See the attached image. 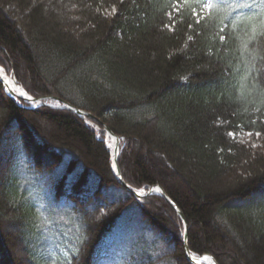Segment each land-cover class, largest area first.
Instances as JSON below:
<instances>
[{
	"label": "trees",
	"instance_id": "obj_1",
	"mask_svg": "<svg viewBox=\"0 0 264 264\" xmlns=\"http://www.w3.org/2000/svg\"><path fill=\"white\" fill-rule=\"evenodd\" d=\"M214 4L0 0V65L107 123L191 252L264 264V0ZM0 264L195 263L100 122L0 80Z\"/></svg>",
	"mask_w": 264,
	"mask_h": 264
},
{
	"label": "water",
	"instance_id": "obj_2",
	"mask_svg": "<svg viewBox=\"0 0 264 264\" xmlns=\"http://www.w3.org/2000/svg\"><path fill=\"white\" fill-rule=\"evenodd\" d=\"M13 77H14V80L16 82H18L17 78L15 76H13ZM0 80L6 86L5 79L0 76ZM9 94L12 96L18 95V96L24 97L25 99H28L30 101L35 102L36 105H49V106H55V107H61V108H69L81 116H87L93 120L100 122L103 125L104 129L106 130L107 135H111L115 139V148H114V152H112L113 153L112 166H113V170H114L119 182L124 187L129 189L135 196H138V197L139 196H147V195L154 194V193L161 194V195L165 196L176 207L177 213L184 223V228H185V231H184V240L185 241H184V243H185L187 256L189 257V259H191L195 264H203L202 261H203L204 257L210 256L211 258H213L215 260L216 264H219L217 262V260L214 258V256L209 254V253H205L203 255H197V254H194L193 252H191V250L189 248V243H188V223H187L186 216L183 213V211L179 207H177L176 204L171 200V198L167 195V193L164 191V189L162 188L161 185L157 184V185H154L148 189H136V188H133L129 183H127V181L124 179V177L121 173V169H120L119 164H118V158H119V154H120V137L117 133H115L113 131V129L107 123L102 121L97 116L93 115L91 112H89L85 109H82L80 107H77L73 103H71L65 99H62L60 97H55V99L57 101H59L60 104L54 105V104H51L50 102L46 101V99L53 98V96L35 97V96L31 95L29 92H28V94H24V95H21L19 93H16V94L15 93H9ZM115 165H116V167H115Z\"/></svg>",
	"mask_w": 264,
	"mask_h": 264
},
{
	"label": "bare ground",
	"instance_id": "obj_3",
	"mask_svg": "<svg viewBox=\"0 0 264 264\" xmlns=\"http://www.w3.org/2000/svg\"><path fill=\"white\" fill-rule=\"evenodd\" d=\"M0 76L5 79L6 82V89L9 93H19L21 95L28 94V91L25 89L24 86L19 84L14 80V77L12 75H9L6 70L2 67H0ZM107 143L109 148L111 149L112 152H114V147H115V139L111 136L108 135L107 137ZM116 167V165H115ZM206 262L205 264H216L215 260L211 258L210 256H205L202 263Z\"/></svg>",
	"mask_w": 264,
	"mask_h": 264
},
{
	"label": "snow or ice",
	"instance_id": "obj_4",
	"mask_svg": "<svg viewBox=\"0 0 264 264\" xmlns=\"http://www.w3.org/2000/svg\"><path fill=\"white\" fill-rule=\"evenodd\" d=\"M185 3H188L189 0H184ZM196 2L198 4H200V7H201V12H194V14L197 16V17H200L201 14L204 12V11H208L210 12L211 9L215 6L214 4V0H196ZM215 2H219V0H215ZM178 10V9H177ZM197 23H199V19H197ZM260 27L261 29H264V19H262L260 21ZM256 31V28H253V32ZM261 35H264V31H261L260 33ZM223 38V37H221ZM189 39H191V37H189ZM229 135H234L233 133H229ZM248 135H251V133H248ZM257 135H259V133H257Z\"/></svg>",
	"mask_w": 264,
	"mask_h": 264
},
{
	"label": "rangeland",
	"instance_id": "obj_5",
	"mask_svg": "<svg viewBox=\"0 0 264 264\" xmlns=\"http://www.w3.org/2000/svg\"><path fill=\"white\" fill-rule=\"evenodd\" d=\"M2 68H4L5 70H6V72L8 73V74H10V75H14L11 71H8L5 67H3L2 65H0ZM16 77V76H15ZM18 83L19 84H21L19 81H18ZM22 86H23V84H21ZM7 90V89H6ZM8 92V91H7ZM15 97H17L16 95H14ZM47 100V102H50V103H52V104H55L54 103V101L52 102V99H46ZM33 104H34V102H33ZM44 123V122H43ZM42 127L44 126V124L43 125H41ZM96 127H99L98 125L96 126ZM45 130H47V129H45ZM108 139V138H107ZM110 149V148H109ZM15 240V239H14ZM9 250L12 252L13 251V255H15L16 253V257H17V255H18V257L20 258H17V259H19V260H21L22 259V257H21V253H20V250H19V247L16 245V242L14 241L13 242V245H11V248H9ZM228 253H229V251H228ZM12 262H13V260H12ZM206 262H204L203 264H205Z\"/></svg>",
	"mask_w": 264,
	"mask_h": 264
}]
</instances>
